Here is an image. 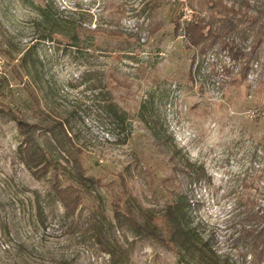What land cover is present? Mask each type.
<instances>
[{
	"label": "rangeland",
	"instance_id": "obj_1",
	"mask_svg": "<svg viewBox=\"0 0 264 264\" xmlns=\"http://www.w3.org/2000/svg\"><path fill=\"white\" fill-rule=\"evenodd\" d=\"M45 1L0 0V264H110L88 226L97 207L105 221H113V201L125 198L118 174L156 215L174 194L162 180L172 164L163 161L141 120L150 114L180 149L177 160L204 168L206 178L187 186L191 225L201 237L213 235L221 255L249 264L231 247L230 237L247 207L264 208V45L240 81L237 64L217 49L191 65L182 31L173 33L176 21L211 12L203 0H50L59 19L81 21L79 45L68 47L55 34L39 38L36 23ZM223 1L246 8L240 0ZM247 2L249 13L264 11V0ZM151 24L158 26L153 35ZM243 29L238 41L248 46L259 27L246 23ZM29 48L40 62L41 88L32 87L42 109L68 119L87 173L102 181L94 190L82 189L73 219L63 220V208L51 202L49 177L34 179L17 158L21 136L8 105L31 121L39 116L18 76ZM223 65L240 82L230 83ZM109 102L126 113L122 129L114 128ZM149 165L143 180L139 170ZM65 178L63 185L71 182ZM111 236L127 249V264H202L197 256L131 244L125 227Z\"/></svg>",
	"mask_w": 264,
	"mask_h": 264
},
{
	"label": "trees",
	"instance_id": "obj_2",
	"mask_svg": "<svg viewBox=\"0 0 264 264\" xmlns=\"http://www.w3.org/2000/svg\"><path fill=\"white\" fill-rule=\"evenodd\" d=\"M203 1L211 12L207 16L192 14L182 23L176 21L173 27L174 35L182 31L186 41L185 48L192 51L191 65L197 58H204L209 52L217 49L237 64L236 75H239L240 81L246 80L252 63L259 59V50L264 45V11H260L261 15L249 13L251 5L247 0H240L246 6L245 9L236 7L234 3H224L223 0ZM198 4L202 5V1H198ZM190 6L192 7V1ZM40 15L42 21L36 23L40 39H51L55 34L66 39L68 47L79 45L80 20L59 19L50 0L45 1ZM246 23L247 26L259 27L248 46L238 41ZM148 29L149 34L153 35L158 26L151 24ZM37 62L38 54L34 48H29L22 54L17 67L21 86L35 104L39 116L31 121L30 117L14 111L8 105L21 136L16 154L34 179L49 177L51 184L48 194L51 202H58L63 208V220L73 219L83 200L82 189L94 190L102 185V181L87 173L84 151L75 143L68 119L42 109L41 99L32 87V84H35L41 88L42 84L40 62ZM223 70L229 76L230 83L240 82L225 65ZM106 109L115 122L114 128L122 129L126 124V113L114 102L107 103ZM141 120L158 144L159 152L164 156L163 161L172 164V173L162 180L169 184L174 194L156 215L144 207L138 195L131 193L125 177L121 173L118 174L119 185L125 198L117 197L113 201V221H105L100 207L90 215L88 229L92 230L99 250L108 256L110 264H127V249H123V245L111 236L112 230L125 227L131 232V244L150 243L167 250L182 252L189 257L197 256L202 264H235L228 255H221L214 248L213 235L201 237L197 227L190 223L191 195L187 186L206 178L203 166L195 165L187 159L182 162L177 160L180 149L173 145L172 137L165 133L157 116L150 114L145 118L142 115ZM149 168L150 165L147 169L139 170L141 179L144 180L150 175ZM63 176L71 182L63 185ZM42 206L37 199L36 209L41 222ZM246 209L249 210L234 228L230 245L244 261L248 259L249 264H264V208L249 206Z\"/></svg>",
	"mask_w": 264,
	"mask_h": 264
}]
</instances>
